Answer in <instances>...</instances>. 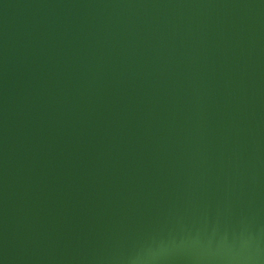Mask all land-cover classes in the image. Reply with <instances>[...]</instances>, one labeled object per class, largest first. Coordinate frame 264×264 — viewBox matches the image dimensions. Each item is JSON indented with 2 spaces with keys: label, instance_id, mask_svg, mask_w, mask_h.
I'll use <instances>...</instances> for the list:
<instances>
[{
  "label": "water",
  "instance_id": "water-1",
  "mask_svg": "<svg viewBox=\"0 0 264 264\" xmlns=\"http://www.w3.org/2000/svg\"><path fill=\"white\" fill-rule=\"evenodd\" d=\"M0 264H264V0H0Z\"/></svg>",
  "mask_w": 264,
  "mask_h": 264
}]
</instances>
